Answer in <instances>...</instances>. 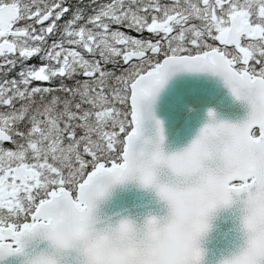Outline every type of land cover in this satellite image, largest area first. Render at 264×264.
Masks as SVG:
<instances>
[{
	"label": "snow or ice",
	"instance_id": "snow-or-ice-1",
	"mask_svg": "<svg viewBox=\"0 0 264 264\" xmlns=\"http://www.w3.org/2000/svg\"><path fill=\"white\" fill-rule=\"evenodd\" d=\"M0 264H264V0H0Z\"/></svg>",
	"mask_w": 264,
	"mask_h": 264
},
{
	"label": "flooded vegetation",
	"instance_id": "flooded-vegetation-1",
	"mask_svg": "<svg viewBox=\"0 0 264 264\" xmlns=\"http://www.w3.org/2000/svg\"><path fill=\"white\" fill-rule=\"evenodd\" d=\"M69 2L70 3H74V5L78 2V0H69ZM84 2H85V0H84ZM85 3H87V2H85ZM133 35H134V33H132Z\"/></svg>",
	"mask_w": 264,
	"mask_h": 264
},
{
	"label": "trees",
	"instance_id": "trees-1",
	"mask_svg": "<svg viewBox=\"0 0 264 264\" xmlns=\"http://www.w3.org/2000/svg\"><path fill=\"white\" fill-rule=\"evenodd\" d=\"M85 2H87V0H85ZM72 4H74V3H72Z\"/></svg>",
	"mask_w": 264,
	"mask_h": 264
}]
</instances>
